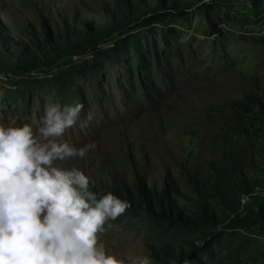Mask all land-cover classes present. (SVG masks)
Masks as SVG:
<instances>
[{
    "label": "rangeland",
    "instance_id": "obj_1",
    "mask_svg": "<svg viewBox=\"0 0 264 264\" xmlns=\"http://www.w3.org/2000/svg\"><path fill=\"white\" fill-rule=\"evenodd\" d=\"M187 1L185 15L169 14L122 35L129 37L118 40L126 47L112 59L110 39L100 45L103 54L80 51L72 54L77 59L6 80L0 68V123L35 126L46 103H81V119L92 116L87 128H70L59 139L96 146L84 158L55 165L81 169L97 197L113 182L134 190L138 176L146 187L167 180L188 193L197 184L211 189L221 176L237 193L239 167L264 191V114L232 107L247 93L264 101V0ZM116 2L0 0L1 33L30 45L34 35L46 36L42 17L54 34L63 19L105 22ZM221 215L225 221L218 226L193 227L126 210L106 222L98 242L121 257L149 255L151 245L202 244L204 232L218 231L205 264H264V225L227 227Z\"/></svg>",
    "mask_w": 264,
    "mask_h": 264
},
{
    "label": "clouds",
    "instance_id": "obj_2",
    "mask_svg": "<svg viewBox=\"0 0 264 264\" xmlns=\"http://www.w3.org/2000/svg\"><path fill=\"white\" fill-rule=\"evenodd\" d=\"M82 109L50 102L35 126L0 123V264H153L150 255L121 257L98 242L128 202L112 192L97 197L81 169L55 165L96 146L59 139L87 128L92 116L81 119Z\"/></svg>",
    "mask_w": 264,
    "mask_h": 264
},
{
    "label": "trees",
    "instance_id": "obj_3",
    "mask_svg": "<svg viewBox=\"0 0 264 264\" xmlns=\"http://www.w3.org/2000/svg\"><path fill=\"white\" fill-rule=\"evenodd\" d=\"M190 3L187 0H117L112 9H106L105 22L96 24L76 22L74 18L63 19V25L56 26L54 34L49 28L48 20L42 17L46 36L41 39L34 35L35 39L31 40L30 45L14 41L9 34L1 33L0 28V68L15 74L18 71H40L44 67L58 66L60 60L71 58L73 53L80 51L103 54L106 50L101 49L100 45L110 39H113V45L109 48L113 50L112 59L124 51L126 45L120 44L118 40L129 38L121 37L126 32L142 26L150 27L169 14L183 16L188 12ZM116 35L118 39H114ZM94 55L93 61L96 60ZM232 107L245 115L251 114L257 107L264 114V101L256 93H247L242 99L234 100ZM236 171L239 179L236 184L237 193L226 185L221 176L211 189L197 184L191 193L171 186L167 180L160 188L152 185L146 187L141 176L137 177L134 190L123 182H113L104 191L126 200L129 204L127 211L142 210L151 219L172 224L218 226L225 221L221 215L225 213L227 227L253 223L264 225V191L251 184L242 168L239 167ZM245 196L247 200L241 203ZM178 198L185 202L180 203ZM214 200L221 206V212ZM217 233L218 231L204 232L202 244L190 241L187 245H151L149 255L153 264H205L204 255L213 249L209 242Z\"/></svg>",
    "mask_w": 264,
    "mask_h": 264
},
{
    "label": "built area",
    "instance_id": "obj_4",
    "mask_svg": "<svg viewBox=\"0 0 264 264\" xmlns=\"http://www.w3.org/2000/svg\"><path fill=\"white\" fill-rule=\"evenodd\" d=\"M77 55H73V59H77V57H76ZM12 76H14V74L12 73V72H7L5 75H4V79L6 80V79H9V78H11ZM246 197V199H244V202L247 200V196H245ZM243 202V203H244Z\"/></svg>",
    "mask_w": 264,
    "mask_h": 264
}]
</instances>
